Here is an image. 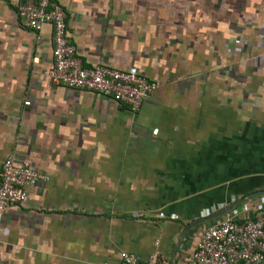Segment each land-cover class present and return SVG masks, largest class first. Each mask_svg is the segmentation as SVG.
Masks as SVG:
<instances>
[{"label": "crops", "instance_id": "1", "mask_svg": "<svg viewBox=\"0 0 264 264\" xmlns=\"http://www.w3.org/2000/svg\"><path fill=\"white\" fill-rule=\"evenodd\" d=\"M58 1L86 68L160 87L135 113L55 85L53 27L0 0V172L14 157L48 179L1 220L0 264H192L227 213L203 219L264 193V0Z\"/></svg>", "mask_w": 264, "mask_h": 264}, {"label": "built area", "instance_id": "2", "mask_svg": "<svg viewBox=\"0 0 264 264\" xmlns=\"http://www.w3.org/2000/svg\"><path fill=\"white\" fill-rule=\"evenodd\" d=\"M18 15L37 34L47 24L53 27V66L47 75L55 85L99 93L135 113L141 111L160 87V83L148 80L136 67L86 68L69 38L67 15L58 0H21ZM47 180L30 163L18 164L14 157L7 158L0 172V222L9 209L27 201L29 188ZM189 261L192 264H263L264 207L245 203L231 209L220 222L202 233ZM119 264H157V257L141 261L135 254L123 253Z\"/></svg>", "mask_w": 264, "mask_h": 264}, {"label": "water", "instance_id": "3", "mask_svg": "<svg viewBox=\"0 0 264 264\" xmlns=\"http://www.w3.org/2000/svg\"><path fill=\"white\" fill-rule=\"evenodd\" d=\"M260 195H264V193H263V192H261V193H255V194H253V195L251 196V198L259 197ZM251 198H250V199H251ZM250 199H245V200H243V201H241V202L233 203V204H231L229 207H227V208L223 209L222 211L216 213L214 217H212V218H205V219H203V221H208V220H211V219H214V218H217V217H221V216L225 215L226 213H228V212H229L231 209H233L234 207H236V206H238V205H240V204H245V203H247Z\"/></svg>", "mask_w": 264, "mask_h": 264}]
</instances>
